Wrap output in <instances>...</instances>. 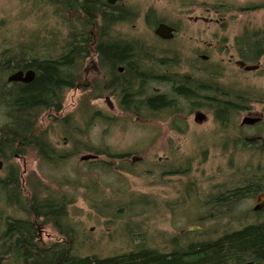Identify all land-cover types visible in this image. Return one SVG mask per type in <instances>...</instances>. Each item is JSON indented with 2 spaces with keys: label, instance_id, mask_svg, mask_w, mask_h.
Returning <instances> with one entry per match:
<instances>
[{
  "label": "flooded vegetation",
  "instance_id": "1",
  "mask_svg": "<svg viewBox=\"0 0 264 264\" xmlns=\"http://www.w3.org/2000/svg\"><path fill=\"white\" fill-rule=\"evenodd\" d=\"M238 13L253 17L264 13V0H56L55 15L60 31L63 32L65 29L71 34H90L94 41L87 45L84 58L76 62L73 68V81L71 85H65L64 89V85L61 87L55 106H40L36 114L39 115L35 123L36 128L28 134L26 141L30 146L27 152L35 151L33 147L40 149L43 146L47 153V143L54 148L50 149L49 153L60 160L65 158L70 162L81 155L89 154L96 155L99 159L102 156L104 159H110L108 163L104 162L106 172H112L110 162L115 160L128 163L123 168L127 174H130L128 170L131 171L138 163L153 161L161 171L159 176L161 179L175 173L184 174L183 170H165L170 169L167 166L169 163L187 161L184 155L181 157L175 154L174 138L163 142L161 146L157 135L158 139L154 138L150 145L154 155L115 154L109 147H104L106 150L103 154L97 155L92 153L89 139L87 141L94 127L93 120L100 115L99 119L105 122L107 127H111L112 124L121 122L119 117H126L144 126L165 127L179 138L183 134L190 136V127L207 125L209 115L214 116L213 119L217 123L227 126L231 124L236 114L243 113L244 118L234 130L236 139L232 141L237 146L239 142H245L254 147L253 150H257V156L260 154L259 156L264 158V115L253 114V105L250 104L253 103L251 98L254 97L253 93L249 97L248 94L244 96L243 92L232 94L218 87V83L227 86L235 80L234 77L248 79L250 74L259 72L264 64V36L261 32H256L251 21L244 26L236 24L234 20ZM230 29L234 30V36L228 34ZM99 36L103 42L98 41ZM80 63L84 64L83 68H79ZM211 65L224 67L225 71H233L235 75L224 76L225 71H221L219 75L208 72L207 67ZM249 67L258 69L250 72L246 70ZM79 71L83 74L78 75ZM18 72H33L35 77L28 83L9 84L28 86L36 80L37 72L34 69L17 70L10 75ZM11 89L9 96L12 98ZM68 92L72 93L73 109L77 112L73 116L64 113V101ZM160 98L163 102L158 101ZM100 103L106 107L100 108ZM226 103L229 105L222 108ZM10 105L13 107L12 101ZM4 106L5 100L2 99L0 100L1 115L4 119L2 127L10 124L12 126L13 118L10 112L12 108ZM223 110L228 115L225 124L217 117ZM115 111L121 116L115 115ZM53 112L56 114L55 120H60L58 124L61 134L57 140L53 135L56 131L54 128L58 125L51 127L50 130L38 126L43 116ZM78 113L82 114L80 118ZM200 114L205 116L202 122L196 121L197 115ZM192 117L194 123H190ZM253 117H257L258 123L243 124L244 120ZM77 121L85 124L83 129L80 130L74 125L78 123ZM244 128L259 130L246 137L243 133ZM79 134L85 136L86 141L74 143L73 140H77ZM160 151H165L166 155L156 159L155 152ZM99 159L83 163L88 165L101 161ZM4 174L5 176L0 179V248L2 243L12 242L13 231L10 228L15 221L30 226L31 219L26 207L29 196L35 193L32 191L29 194L30 187L39 186V203H46V186L50 184L60 189L62 184L61 179L48 180L41 174L40 178L34 180L31 186H26L25 190L24 180L19 172L16 182L15 171H4ZM90 174L92 176L96 173L89 172L88 180L84 182L81 179V184L93 186L96 183ZM160 179L156 186L165 184ZM46 180L49 183H45ZM256 181L258 184L243 200L253 196L251 198H256L257 204L249 210L248 222L231 233L264 224V176L257 178ZM15 183H19L21 187V193L16 189L18 196L13 193L11 187ZM237 189L239 188H231L230 192H236ZM216 190L213 205L218 209L217 213H222L220 209L229 205L230 209H233L237 201L224 204L222 185L216 186ZM98 191L103 193L102 206L106 203L108 207H112L107 200L110 199L108 193L105 190ZM91 199H95L94 194L91 195ZM230 199L233 201L237 198ZM96 201L99 202L100 199ZM136 206L139 204L136 203ZM36 220L37 232L34 240L45 247L47 243L42 241L45 226L38 224L41 219L36 217ZM93 231L94 228L91 232ZM21 232L23 231L18 233ZM25 235L29 237L28 232H25ZM6 256L11 258L12 253H7Z\"/></svg>",
  "mask_w": 264,
  "mask_h": 264
},
{
  "label": "rangeland",
  "instance_id": "2",
  "mask_svg": "<svg viewBox=\"0 0 264 264\" xmlns=\"http://www.w3.org/2000/svg\"><path fill=\"white\" fill-rule=\"evenodd\" d=\"M47 3V0H0V60L6 51H14L17 47L26 46L27 35L30 32L32 34L39 31V28L46 31V34L60 31L54 14L56 3L54 5ZM234 21L242 26L251 21L256 32H261L264 36V13L254 17L238 13ZM61 33L70 34L65 29ZM228 34L234 36L235 32L230 29ZM207 69L208 72L216 75L225 71L224 67L217 65H211ZM234 75L235 72L230 70L224 72V76ZM234 78L235 80L227 86L218 83V87L232 94L243 92L244 96L248 94L249 97L253 93L254 97H251L253 103H250L253 105V114L264 115V64L259 72L250 74L248 79ZM72 103V93L68 92L64 101V113L68 114L67 116L77 114ZM104 106L103 103L99 104L100 108ZM1 111L2 108H0V129L4 121ZM115 115L121 116L117 111ZM55 116L54 112L47 113L39 120L38 126L50 130L51 127L58 125L54 128L56 131L53 135V138L57 140L61 130L58 124L60 120H55ZM78 116L80 118L82 114L78 113ZM99 116L93 120L92 133L87 137L93 154L98 150L104 152L109 147V150L115 154L154 155L150 145L154 138L158 139L157 135H159L161 146L163 142L174 138L175 154L181 157L184 155L187 161L169 163L167 166L170 169H165L183 170L184 174L175 173L161 179L159 177L161 171L153 161L138 163L131 171L128 170L130 174H127L126 169L123 168L128 163L112 160L110 162L112 172L104 170L92 176L90 174L99 185V190H105L108 193L110 199L107 200L113 208L111 207L112 211L102 208L101 200L98 203L95 199L84 200L81 197L82 194L79 200L71 205L70 214L80 233L78 249L81 251V256L116 257L128 254L136 247L169 254L177 249L174 245L175 240H178V248H187L191 244L215 240L224 233L237 231L239 226L248 222L249 210L257 204V199L251 198L253 196L237 201L233 209H230V205L220 209L222 213H217L218 209L213 205L217 192L216 186L222 185L223 191L239 188L238 191L248 182L256 181L257 178L264 176V158L260 157V154L257 156V150H253L254 147L245 142H239L237 146L232 141L236 139L234 130L245 114H236L231 124L227 126L217 123L213 119L214 116L209 115L207 125L190 127V136L183 134V136L179 135V138L165 127L144 126L126 117H119L120 123L107 127ZM253 118L257 119V117ZM77 122L74 125L80 130L83 129L85 124ZM190 123H194L193 117ZM107 130H109L108 133H106ZM255 130L259 129L244 128L243 133L249 137ZM81 140L86 141L85 136L82 137L79 134L78 139L73 141L75 143ZM26 153L25 157L14 159L10 164L3 162L0 179L5 176L4 171H10L9 166H11L19 169L25 190L39 179L41 174H44L48 180H62L63 177L75 180L81 178L84 182L88 180L90 168L87 164L80 163L79 157L60 165L55 170L44 166L38 160L35 151ZM155 153L156 159L166 155L165 151ZM99 160L105 163L110 161L102 156ZM159 179L165 184L156 186ZM45 183L49 182L46 180ZM48 186L55 188L54 185L48 184ZM143 200H147L150 205L143 204ZM135 201L139 206H136ZM114 211L115 218L112 213ZM38 224H41V220ZM193 226L201 228L193 232H184ZM93 228L94 231L91 232ZM59 239L60 236L52 226H45L43 242L52 243ZM9 259L10 257L4 255L2 263H9Z\"/></svg>",
  "mask_w": 264,
  "mask_h": 264
},
{
  "label": "trees",
  "instance_id": "3",
  "mask_svg": "<svg viewBox=\"0 0 264 264\" xmlns=\"http://www.w3.org/2000/svg\"><path fill=\"white\" fill-rule=\"evenodd\" d=\"M47 2L48 5H54L56 0H47ZM48 33L46 34V31L40 28L39 31L32 34L30 32L27 35L26 46L17 47L14 51H6L1 56L0 100H5L4 107L12 108L9 110L13 118L12 126L10 124L0 129V161L6 164H10L16 157L20 159L27 155V148L30 146L26 141L28 134L36 128L35 123L39 117L36 114H38L40 106H55L61 87L64 85V89L65 85H71L76 62L84 58L87 53V45L94 41L90 34H62L60 31ZM98 41L103 42L101 36ZM78 66L79 68L84 67L82 63ZM27 68L37 72L36 80L32 84L25 86L8 83L6 77L11 72ZM82 74L83 72H78V75ZM10 89L13 90L12 98L9 96ZM10 101L13 102V107L10 105ZM158 101L163 102V99L160 98ZM228 105L226 103L222 108ZM224 111L217 117L225 124L228 115ZM46 145L47 153L43 146L40 148L42 151L33 147L42 164L56 169L67 162L65 158L60 160L49 153L50 149L54 150V148L47 143ZM96 154L102 155L103 152L98 150ZM88 166L89 172L92 173L107 169L104 162L101 161L90 163ZM9 169L15 171L16 182L19 177V169L11 166ZM61 182V189L46 186V203H39V186L30 187L29 194L32 191L35 192L29 196L27 207L25 204L31 219L30 226H24L17 221L12 224L10 230L13 231V240L9 244L2 243L0 264H4L2 257L7 253H12L8 260L11 264H264V224L247 227L239 232L224 233L215 240L194 243L187 248H178V240H175L174 245L177 249L169 254L160 253L154 249L136 247L128 254L116 257L81 256V251L78 249L80 233L71 217L70 207L79 200L81 194L84 200L92 201V194L95 195V200H102L103 193H99L97 183L93 186H88L86 183L81 184V178L75 180L63 177ZM257 184L258 182L252 180L243 189L236 192L223 191V203L230 204L242 200L251 193L250 190ZM11 187L17 196L16 189L21 193L19 183H15ZM230 197L237 199L232 201ZM12 200L15 201L13 197ZM102 203L104 202L102 201ZM136 203L137 201H135ZM143 204L150 205L147 200H143ZM102 208L112 211L106 203ZM115 211L117 210L115 209ZM115 211L112 212L113 218ZM36 217L41 219L40 226L42 224L46 227L52 226L60 239L47 243L45 247L36 243L34 240V235L37 232ZM19 231L23 232L18 233ZM25 232H28L29 237L25 235Z\"/></svg>",
  "mask_w": 264,
  "mask_h": 264
},
{
  "label": "water",
  "instance_id": "4",
  "mask_svg": "<svg viewBox=\"0 0 264 264\" xmlns=\"http://www.w3.org/2000/svg\"><path fill=\"white\" fill-rule=\"evenodd\" d=\"M258 68L257 67H249L246 70L247 71H256ZM35 77V74L33 72H28V73H23V72H18L15 73L13 75H10L7 79L8 83H28L31 82ZM205 119V116L200 114L197 115L196 117V121L198 122H202ZM253 119V118H252ZM246 119L244 120L243 124L244 125H254L255 123H258V121L256 119ZM99 157L96 155H83L79 158V162L83 163V162H91V161H95L98 160ZM3 167V162L0 161V171L2 170ZM264 201V200H263ZM199 230V227H191L186 229L184 232H193Z\"/></svg>",
  "mask_w": 264,
  "mask_h": 264
}]
</instances>
